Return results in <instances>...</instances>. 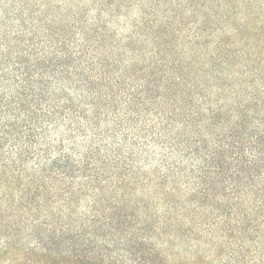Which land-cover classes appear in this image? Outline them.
Masks as SVG:
<instances>
[{"label": "trees", "instance_id": "trees-1", "mask_svg": "<svg viewBox=\"0 0 264 264\" xmlns=\"http://www.w3.org/2000/svg\"><path fill=\"white\" fill-rule=\"evenodd\" d=\"M219 7L0 0V264H264V26Z\"/></svg>", "mask_w": 264, "mask_h": 264}, {"label": "rangeland", "instance_id": "rangeland-1", "mask_svg": "<svg viewBox=\"0 0 264 264\" xmlns=\"http://www.w3.org/2000/svg\"><path fill=\"white\" fill-rule=\"evenodd\" d=\"M210 2L218 5V7L222 5L219 8L223 9V12L221 9H218V11L220 14L223 13L230 17L232 28H241L248 32V28L256 27L257 29H262L264 26V0H210ZM197 10L201 11L198 8ZM214 11L216 10L214 9ZM248 15L251 21H248ZM185 22L193 24L192 20ZM218 25L209 23L206 26L208 27L207 29L212 31L216 26L221 27L220 24ZM244 42H248V33Z\"/></svg>", "mask_w": 264, "mask_h": 264}]
</instances>
